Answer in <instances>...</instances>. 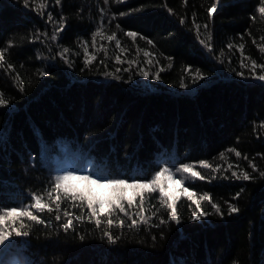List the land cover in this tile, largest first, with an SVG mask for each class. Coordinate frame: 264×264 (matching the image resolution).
I'll return each instance as SVG.
<instances>
[{"label":"trees","instance_id":"16d2710c","mask_svg":"<svg viewBox=\"0 0 264 264\" xmlns=\"http://www.w3.org/2000/svg\"><path fill=\"white\" fill-rule=\"evenodd\" d=\"M215 2L29 0L25 7L23 0H0V52L8 49L0 61L5 64L0 94L8 100L0 106V215L23 206L44 221L22 217L0 226L11 231L23 223L20 230L29 233H12L10 242L0 245V264H264V81L251 73L252 60L264 65L259 47L264 45L259 11L264 2L221 0L210 18L207 9ZM61 21L63 31L53 41ZM130 31L139 34L135 43L126 36ZM113 33L125 53L107 39ZM144 51L151 55L145 57ZM117 55L139 63L118 64ZM85 56L95 57L87 67ZM242 59L249 67H241ZM141 68L150 75L142 76ZM196 69L203 78L194 82ZM157 71L159 79L153 77ZM255 74H264V68L257 67ZM181 164L193 166L204 179L183 185L200 200V209L180 197L179 223L168 220L170 209L161 208L165 198L158 189L144 194L146 222L133 227L118 209L111 218L123 220V227L109 226L103 214L97 226L86 202L69 205L62 189V209L84 219L73 218L74 227L65 231L61 225L68 217L61 212V219L55 218L56 192L51 198L48 192L58 175L72 171L148 182L159 169ZM217 166L220 171H213ZM232 171H247L251 178L236 179ZM33 195L53 212L29 208ZM201 197H209L221 213ZM139 203L137 197L128 208L132 218ZM230 204L238 211L229 214ZM156 208L161 211L154 217ZM199 211L208 215L190 218ZM159 217L168 223L153 227Z\"/></svg>","mask_w":264,"mask_h":264},{"label":"snow or ice","instance_id":"6c2138e0","mask_svg":"<svg viewBox=\"0 0 264 264\" xmlns=\"http://www.w3.org/2000/svg\"><path fill=\"white\" fill-rule=\"evenodd\" d=\"M56 4L59 5L61 0H55ZM104 2L107 4L108 0H104ZM117 2H120V0H117ZM185 4L187 3V0H184ZM264 2V0H262ZM23 4L25 7H30L29 0H23ZM221 4V0H216L213 5L207 9L208 15L211 18L213 13L218 11V7ZM43 7V5H41ZM171 12V9H169ZM261 13H264V7H261L259 9ZM43 14V13H41ZM47 20L49 22L53 21V16L51 12H48L47 14ZM59 23V27L55 30V32L51 35L50 39L55 41L57 40L58 36L56 33H59L63 31L64 24L61 22ZM181 23H184V19L181 18ZM118 27V26H117ZM207 25H204V28H207ZM195 28L197 31L200 29V25L196 24ZM96 35H99V32L96 33ZM138 33L136 32H127L126 36L130 37L135 43ZM39 39V36L36 37ZM199 38V37H198ZM109 41L115 40V47L119 48L122 53H125L126 50L121 47L120 40L115 37V33L112 35H109L107 37ZM140 39H146L147 43L151 45L153 43L152 40L147 39L144 36H140ZM208 40H211V37H208ZM200 43L204 45L206 48H208L209 51H212V45L205 40L201 39ZM255 43V41H254ZM93 46H95V37L93 38ZM228 47L231 49L232 45H228ZM260 51L264 52V45H260ZM239 48L242 50L244 48V44H240ZM8 51L7 48L3 50V52H0V61H4L5 59V53ZM88 49L85 46L84 52L87 53ZM139 51H143L142 49H138ZM64 53H68L69 49L65 48L63 49ZM143 55L145 57H149L151 54L148 51H144ZM223 55V53H221ZM95 59V57H88L85 56V66H89L92 61ZM115 61L118 64H122L127 62L129 66L131 67L133 64L139 63L138 60H128L123 61L121 60L120 56L117 55L115 57ZM103 63V61H101ZM147 63H152L151 60H148ZM241 67L247 68L249 65L244 63V60L242 59L240 61ZM5 67L4 63H0V69H3ZM9 69H11L12 65H7ZM170 67V66H169ZM264 68V65H258L255 60L251 61V73L252 77L259 80L264 81V74L256 75L255 71L256 68ZM121 69L117 68L116 71L119 72ZM124 71H128V69H123ZM163 68H160L159 71H163ZM159 71L153 74V77L155 79H159ZM140 74L144 77H148L150 75L149 71L144 70L143 68L140 69ZM239 75H244L243 73H238ZM40 75H47L46 72H41ZM119 78V77H117ZM203 76L200 73L199 69H196L195 73L193 74V81L195 82L197 79H202ZM180 87H186L183 81L180 83ZM8 104V100L3 97V94H0V106H4ZM229 152H235V155L237 157L241 156V153L239 151H236L235 149H228ZM220 158L224 159V153L220 154ZM244 159H248L247 156L244 157ZM251 164V162H250ZM204 167H211V165L205 164ZM251 167L253 168V171H256V166L254 164H251ZM174 168V170H173ZM228 168H232V165L229 164ZM213 171H220V167L217 166L213 169ZM190 174V176L188 175ZM261 176H264V172H260ZM231 176L236 179H243V180H249L251 178L250 173L247 171H242L239 175L236 171H232ZM200 178L204 179L203 176L200 175L199 172L194 171L193 167L189 164H181L179 167H163L159 169L155 174L154 178L151 179L148 182H141L140 180H133V182L129 183L126 179H112V178H101V177H95L93 175H81L77 174L72 171H68L63 173L62 175H58L55 177L54 182V188L52 191L48 192V196L51 198L53 191L56 192V195L54 196L53 202L55 203V213H56V219L60 220L61 216L60 213L63 212L64 217H68L67 222L63 223L61 227L67 231L69 229H72L74 227L73 224V218L77 221L84 219L83 215H75V213H72L70 211L64 210L61 207L60 201L61 196L59 194V190L62 189L65 197L70 196L69 205L73 201H79L82 204L86 202V207L89 212V219H95V223L97 226L101 224V220L99 219L100 215H106L109 218L107 219L106 223L109 226H112L113 224L118 223L120 227L124 226V221H114L111 216L112 213L115 210H119L120 213H123L125 216H128L131 219V225L129 227H133L137 225V223H144L146 220L144 219V199H145V193H153L156 192L157 189L159 191V194L161 197L165 198L163 202L161 203V208L164 206V204L167 205V209H170L168 212V220L175 221L179 223V216L177 214V203L180 197H186L188 200L192 201L193 204L196 205V208L200 209V200L194 199V193L189 190L188 187H184L183 185L187 183L188 179H194V178ZM76 182V183H73ZM80 182H83V186H80ZM167 182V186L166 183ZM171 186H175V190H172ZM243 191V189H241ZM239 196V193L237 194ZM140 198L139 203V209L140 211L136 213V218H132V214L128 212V208H132L133 205L136 202V198ZM32 199L34 200V203L29 205V208H34L39 211H44L45 209L51 213L53 212V208H51L48 204L42 203L41 197L39 195H33ZM201 199H209V202L211 203V200L209 197H201ZM127 203L128 208L125 207V203ZM98 206V207H97ZM212 209L215 210V213H221V208L216 203H211ZM161 208H156L152 215L154 217H157L158 214L161 211ZM238 209L235 205H229L228 212L229 214L237 212ZM208 215V213H205L203 211L193 212L192 216L190 217L193 220H199L202 217ZM26 217L30 221L37 222V223H44L42 219L38 215L33 214L31 210H23V206H16L8 208L3 215H0V226H4L6 224L7 220H12L15 222L17 219ZM168 220H165L162 217H159V224L153 225V227H159L160 225H164L168 223ZM23 223L20 225V228L13 227L11 231H5L3 228H0V245H5L6 243L10 242V236L12 233L15 234V236L20 237L24 236L27 237L29 233L27 231H21L20 229L23 228ZM105 235H108V233H105ZM81 239H84L83 236L80 237ZM155 238V237H153Z\"/></svg>","mask_w":264,"mask_h":264},{"label":"rangeland","instance_id":"374dc122","mask_svg":"<svg viewBox=\"0 0 264 264\" xmlns=\"http://www.w3.org/2000/svg\"><path fill=\"white\" fill-rule=\"evenodd\" d=\"M143 76V75H142ZM193 167V166H192ZM193 170H194V167H193ZM190 176V174H188Z\"/></svg>","mask_w":264,"mask_h":264}]
</instances>
